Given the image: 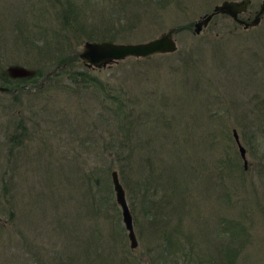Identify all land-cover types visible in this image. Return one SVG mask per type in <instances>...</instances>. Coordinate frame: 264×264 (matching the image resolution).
Masks as SVG:
<instances>
[{
  "label": "rangeland",
  "instance_id": "1",
  "mask_svg": "<svg viewBox=\"0 0 264 264\" xmlns=\"http://www.w3.org/2000/svg\"><path fill=\"white\" fill-rule=\"evenodd\" d=\"M74 1L83 9L61 24L57 0H0V71L9 65L43 71L34 83L0 91V196L3 181V202H9V211L0 215V264H89L86 257L94 264H111L118 257H125V264L127 259L131 264H189L190 258L206 252L213 259V241L225 234L227 222L242 224L246 231L230 244L235 250L232 264H264V137L247 143L242 138L247 131L234 120L237 104L250 101L253 94L258 96L252 102L264 97V13L247 29L217 14L194 35L192 23L222 0H170L157 13L134 0ZM260 1L251 0L239 17L251 19ZM122 16L118 25L116 18ZM170 28L176 43L173 53L129 56L103 68H87L75 56L84 41L136 43ZM27 35L35 38V47L45 40L49 51L36 54L34 46L23 42ZM59 46L62 51L57 53ZM198 47L200 56L193 59L202 62L183 68L177 58L187 53L193 57ZM252 52L253 68L260 69L252 82L243 74L231 77L236 57ZM67 53L76 59L55 71L56 55ZM73 71L85 74L86 82L76 83ZM117 103L133 110L139 120L134 126L137 138L131 142L145 147L136 149L134 158L147 161L150 154L155 163L166 166L170 155L160 157L155 150L177 145L183 152L184 173L176 174L187 184L181 183L178 192L164 191L168 202L177 203L171 218L180 214L183 226L172 247L158 237L174 227L176 218L155 226L141 214L140 205L133 226L137 245L128 246L110 181V171H118L114 155L123 137L121 119L112 112ZM144 104L157 113H144ZM212 112L209 119L216 114L222 121L208 120ZM18 123L24 137L12 144L7 137ZM232 129L245 149V168ZM225 155L224 175L215 161ZM177 169L167 166V171ZM91 172L98 173L99 193L108 202L100 215L91 209L86 190ZM193 241L194 251L188 252Z\"/></svg>",
  "mask_w": 264,
  "mask_h": 264
},
{
  "label": "trees",
  "instance_id": "2",
  "mask_svg": "<svg viewBox=\"0 0 264 264\" xmlns=\"http://www.w3.org/2000/svg\"><path fill=\"white\" fill-rule=\"evenodd\" d=\"M134 2H136L138 5H141L143 9H148L152 11V13L154 12L157 13V11L159 12L162 11L164 7L167 5V3L170 2V0H134ZM57 3H58L59 8H61L59 11L57 10L58 22L60 21L61 24H67V19L69 15L72 16V14H74V18H75L77 13L83 9L74 0H64V5L60 2V0H57ZM124 8L125 7H123V9ZM115 13L120 16L119 14L120 12L118 10H115ZM122 18L123 16L116 18V23H118V25H122L120 21L118 20ZM105 33L110 34L111 31L107 30L105 31ZM31 35L29 36L27 35V37L24 36L23 42H25L28 45L31 44V46H34L35 44L32 45V42L33 41L36 42V40ZM49 46L50 44L46 43L44 40L41 46H38V47L34 46L31 48H35L36 54H39V53L48 52ZM57 48H58L56 50L57 53L59 52V50L62 51V48L60 46ZM198 49H199V52L196 51L193 54V57L191 56L190 53H187L184 57L179 56L177 58V61L179 63H182L183 68L192 69L197 64H200L202 62V59H193L196 55L197 57L200 56L201 48L198 47ZM71 54L72 53H69V54L67 53V56L65 57H62L61 55L59 56V54L56 55V61L53 64V69L55 68V71H58L60 68H62L61 65L64 64L66 60H69V59L70 61H72L73 59L75 60L76 57L73 58L72 57L73 55L71 56ZM243 54L244 53L239 54L236 57L237 63L234 67L235 69H233V73L231 72V77H233V74L234 75L243 74L244 77H246L247 79L250 80V82H252V79L254 78L255 74L260 70L259 69L255 71L253 68L254 64L251 63L252 59H254L253 57L256 55V52L246 53V56H242ZM33 71H34L33 74L26 78H10L6 75L5 69H3V71H0V86L6 88L7 90H10V89L18 90L27 83H34L37 81L39 77H41L43 71L38 68L33 69ZM49 75L53 76L54 73L53 74L51 73ZM70 75H71V78L76 83H82V82L85 83L87 80V78H85L87 76L85 74H82L81 72L73 71L70 73ZM94 80L95 79L93 78L89 82L91 83ZM261 84L263 85V83ZM198 89L202 90L200 85L197 86V90ZM257 96L258 94H253L252 97L250 98V101L242 102L240 106L237 104L234 110V120L237 124L236 126H238V128L241 131L242 130L247 131L246 136L244 137V133L242 136V138L245 141H247V143H253L252 141L256 140L257 136L264 137V97L261 98L257 103L251 101ZM108 98H111V97H108ZM113 99L116 100V97L113 96ZM230 100H233V99H230ZM118 102L123 103L121 101H118ZM130 102L135 104L132 100H130ZM119 103H117V108L114 107L113 111L110 110V112L111 111L114 112L116 119H121L122 129L121 127L120 129L123 133L122 140H120L117 146L119 150L116 149L115 153L117 155H114L115 156L114 159H117L119 161L118 171L116 172H117V175L119 174V180L125 190V194L127 195V203H128L129 209L131 210L133 226H135L137 224L136 222H138L137 217H135L136 216V212H135L136 205H140L142 207L141 214L146 215L148 221L150 223H153L155 226H157V224L159 225L163 224L164 226H166V224L167 225L171 224V221L176 218L174 220L175 223L173 224L174 227L170 229L169 232H164V233L162 232L158 237V238L162 237V239H164L165 242H168L170 247H172V244H174V242L175 243L177 242L178 234H181L180 231H181V227L183 226L182 224L179 223L180 214H178L177 217L171 218V216H173L172 212L175 209V205L177 203H175L174 201L168 202L167 195L164 194L166 192L164 191L171 190V191L178 192L179 191L178 187L181 183H183L184 185L187 184L186 178L185 179L183 177L180 178L176 174L179 172L184 173V170H183L184 164L182 163L181 158H180V154H182L183 152L180 149V147L177 145L164 148L165 150L164 149L155 150V154L159 155L160 157L164 154L170 155L169 159L167 160L169 164L166 166H164V164L161 165V164L155 163L151 159L150 154H147L146 156L147 161L145 159L143 160L142 156L139 158H134L133 153L135 152V150L136 149L142 150L145 147L144 144L142 143H140V145H137L136 143L138 142L136 143L131 142V138H137L134 135L136 133L134 126L136 123H138L139 120L136 119L135 115L133 114V110L129 111L125 108H121V105ZM144 105L146 108H148V110H146V112L144 113H147L149 116H152L154 113H157V111H155L154 108L153 110H151L152 105H147V104H144ZM117 113H120V114H117ZM149 116H145L146 120L148 121H150V119L148 118ZM209 118H213V112L208 117V120H211ZM213 120L222 121L219 117H216V114ZM213 120H211V122ZM154 127L156 126L154 125L153 127H151V130L155 131ZM23 131H24L23 126L20 125V123H18L15 127L12 128L10 135L7 137V141L11 142L12 144L13 143L20 144V142H22L23 137H24ZM158 133H161L159 129H158ZM230 140H232V138ZM163 146L164 144H162L161 147ZM152 150L149 152L152 153ZM186 157L187 156H185V158ZM226 160H227V155H225L224 159H221V160L218 159L215 161L218 164L217 165L218 172L224 173V170L227 168ZM170 164L178 166L179 169L173 170V171H167V166H169ZM94 173L96 176L94 175ZM94 173L91 172L89 175H87L88 182H87L86 190L89 192V195L91 196V203H90L91 209L94 208L93 211H97V213L100 215L101 210L108 206V202H107V199L104 198L99 193L100 188H99V178L97 177L98 173L96 172ZM133 174H139V176L137 178H131L132 176H134ZM1 189L3 191V195L2 197L0 196V199H2V203H0V215H3L9 211V207H8L9 202L5 200L3 202V198H5L4 197L5 190L3 186V181L1 184ZM226 227H227V230L225 234L221 238L217 237L218 239L216 242L213 241V259H212V256L208 252H206L204 254H201L199 258H196V259L190 258L189 264H195L196 260H197V264L199 263L200 264H232L233 256L235 255V250L232 245L230 246V244L231 242H234L238 237L240 238L241 233L243 234V236H245L244 234L246 231H245L244 226H242V224L238 225L233 222L231 224L227 222ZM158 232L159 230L156 231V233ZM156 233H155V236L157 237L158 235ZM188 234L189 236L193 235L192 232H189ZM223 240H225L226 242H224ZM194 246H195V242L194 241L190 242V246L188 247L189 249L188 252L194 251ZM72 256L73 255L71 253V255L69 256L71 262L75 260L74 258H72ZM90 258L91 257L89 258L86 257V261L87 260L90 261L89 264H94L93 262L94 260ZM124 259L126 258L118 257L110 261H111V264H113V262H115V264H125L126 261L124 262L123 261ZM75 261L72 263L76 264ZM127 264H131L130 262H128V259H127Z\"/></svg>",
  "mask_w": 264,
  "mask_h": 264
},
{
  "label": "water",
  "instance_id": "3",
  "mask_svg": "<svg viewBox=\"0 0 264 264\" xmlns=\"http://www.w3.org/2000/svg\"><path fill=\"white\" fill-rule=\"evenodd\" d=\"M251 0H222L215 4L211 10L198 19L190 27L192 33L197 35L207 26L214 15L225 14L232 21L242 26L243 29L254 27L259 23L261 15L264 13V0H261L258 10L249 20H243L239 15L246 12ZM174 28L161 32L156 37L136 43H118L111 40L84 41L81 50L75 56L87 68H103L111 63L122 60L125 57L145 58L154 54H168L176 51V43L172 37ZM33 70L21 65H9L5 68V73L10 78H26L33 74ZM6 88L0 86V91ZM231 135L237 147L243 168L246 167L245 149L240 144L237 132L231 130ZM110 180L114 193V200L120 210L121 223L126 231L128 246L134 249L137 245L136 236L133 229V219L125 197L124 189L119 181L116 170H111Z\"/></svg>",
  "mask_w": 264,
  "mask_h": 264
}]
</instances>
